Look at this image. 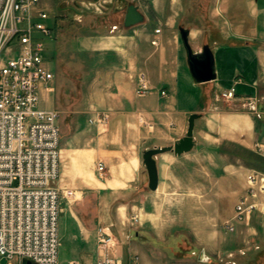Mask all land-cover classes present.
<instances>
[{
    "label": "crops",
    "instance_id": "obj_1",
    "mask_svg": "<svg viewBox=\"0 0 264 264\" xmlns=\"http://www.w3.org/2000/svg\"><path fill=\"white\" fill-rule=\"evenodd\" d=\"M187 1L41 0L47 13H56L55 38L62 43L51 56L54 70L47 61L54 79L42 89L40 106L56 110L44 100L55 90L62 94L75 74L81 88L80 116L71 138L61 137L55 183L60 191L79 196L74 203L61 200L60 232L68 240L70 255L66 264L97 263L100 228L116 239L113 253L118 264H166V247L182 245L187 233L196 257L199 252L217 253L236 264V253H219L227 241L216 233L215 220L223 222L235 213L248 189L250 171L264 173V156L256 150L264 146V0H203L208 6L205 14L198 10L197 0ZM132 4L139 7L145 23L125 27L126 8ZM94 13L104 14L98 23ZM188 17L193 24L186 28L192 49L201 52L207 45L215 61L217 77L197 83L199 94L180 31L173 30L175 22ZM140 74L151 86L143 96L136 93ZM230 89H235V98L221 99L220 94ZM193 113L201 114L195 121V152L160 154L158 188L150 190L144 151L174 145L186 134ZM200 144L207 158L219 156L218 151L228 146L241 153L234 160L228 159V152L219 156L227 161L221 174L207 175L213 185L205 193L183 192V163L199 161ZM188 177L197 179L191 173ZM229 198L233 203L227 210ZM237 227L239 264H264V215L256 212Z\"/></svg>",
    "mask_w": 264,
    "mask_h": 264
},
{
    "label": "built area",
    "instance_id": "obj_2",
    "mask_svg": "<svg viewBox=\"0 0 264 264\" xmlns=\"http://www.w3.org/2000/svg\"><path fill=\"white\" fill-rule=\"evenodd\" d=\"M40 3L0 0V261L6 264H58L61 200L76 196L55 186L61 159L58 112L40 106L42 89L54 79L45 57V40L54 30ZM150 91L147 77L140 74L137 95ZM235 94L230 89L222 97ZM256 150L264 156L263 145ZM246 180L248 189L235 207L238 222L256 212L264 215V173L250 171ZM226 228L234 230L230 223ZM116 245L100 228L96 264H118Z\"/></svg>",
    "mask_w": 264,
    "mask_h": 264
},
{
    "label": "rangeland",
    "instance_id": "obj_3",
    "mask_svg": "<svg viewBox=\"0 0 264 264\" xmlns=\"http://www.w3.org/2000/svg\"><path fill=\"white\" fill-rule=\"evenodd\" d=\"M187 1V0H186ZM218 1V0H217ZM188 2V1H187ZM189 3V2H188ZM197 3L199 4V6L197 7L199 11H202L204 14L206 13V10L208 8V6L205 5V2H203V0H197ZM204 4V5H203ZM187 7V6H186ZM218 8V7H217ZM49 9V8H48ZM146 13L150 16V12L149 10H146ZM49 13V20H47V24L50 25L51 27H53L54 32H52V36L49 38H47L45 40L46 43V51H45V56L47 57V61L50 62V64H52L53 66V70H54V63L55 61L52 59V55L55 53L56 51V45L61 42L62 40L60 39H56L55 38V28H57L56 26H54V21L57 20L58 18H56V13L54 10H48ZM104 14H97L94 13V22H99L98 20L100 19V17H103ZM185 19V20H184ZM184 19H179L177 22H175V25L173 27V30L175 32V34H179V26L185 27V28H190V26H192L193 24L190 22V19L188 17V20L186 18ZM72 23V22H71ZM145 23V19L142 23L137 24L135 26L138 25H143ZM150 24H153V26H156V23H152L150 22ZM81 32V31H80ZM70 40V38H69ZM62 43V42H61ZM187 63V60H186ZM187 65V64H186ZM185 67V66H184ZM80 87L78 86V75L75 74L73 76V78L71 77L70 80H67L66 86L63 87V93H58L55 90V95L50 98L49 100L46 99L44 100V104H50L52 107H54L57 111H58V126L60 129V146L62 145V138L63 137L65 140L70 139L71 136L74 134L75 130H76V126H77V122L80 116V114L77 112L78 111V99H79V95H80ZM194 91L195 93L200 92V86L196 83L194 84ZM239 91H243L240 87H239ZM50 95V94H49ZM220 98L223 100H226L222 97V93L220 94ZM69 101V103H68ZM72 103H75L73 105V108H71ZM63 108L65 109L64 112L60 111ZM196 144V143H195ZM195 147V146H194ZM199 153V161L195 164V162H191L189 160H185L183 163V167H182V171L181 173L183 174V182H182V188L181 191H192V190H196V192H204L208 189V186L213 185V182L207 180V175H209L210 173H215V174H221L222 172V166L224 163H226L227 159H224L222 156L219 157L221 154H223L224 152H228L230 154L229 158L230 160H234L236 157L239 156V153H241V151L239 150V148L234 147V146H228L226 147L224 150H220L219 152V156L215 157V158H207L206 157V149H202V144L197 146ZM194 149V148H193ZM191 150L188 153H192L193 151L195 152V150ZM204 153V156H203ZM186 154V153H185ZM184 155V154H182ZM159 156V155H158ZM155 159H157V157ZM181 156V155H180ZM213 169L215 171H213ZM188 173L192 174L193 176H197V179L195 177H192V180L188 177ZM216 183V182H215ZM143 188V187H142ZM145 188V187H144ZM205 193V192H204ZM205 195V194H204ZM79 196L77 195L76 198L74 199H66L69 203H74L75 201H77L79 198ZM125 202L126 199H121ZM233 203V200L229 198V200H227L226 202V209L228 210L229 205ZM119 204H123V203H119ZM237 205V204H236ZM63 203L61 204V212H60V216L62 214L63 211ZM234 214H232V216L228 217L227 219L223 220V222H216L215 220V231L216 233H222L227 241V245H225L221 251H219V253H223L225 250V252H234L236 253L234 260H236V264H239L238 262V257H237V250L239 248V244H238V240H239V227H237V223H240L238 221L234 220ZM125 222L127 221L126 219L124 220ZM232 224L233 227L235 228V230L233 232H229L227 233V229H226V225L227 224ZM185 228V226H183ZM188 239L184 240L182 245H168L166 247V264H199V263H203V264H232V262H230V259H224L222 257H218L217 253L216 254H206L205 252H199V256L196 257V255L194 254V251H196L195 247L191 246L190 242H189V233L186 234ZM59 238H60V246H59V250H58V264H66V261L68 258H70L69 255V244H68V240L65 238L62 239L61 236V232H60V219H59ZM97 251H98V247H97ZM193 251V253H192ZM200 251V250H199ZM217 252V251H216ZM114 254V253H113ZM204 254V255H203ZM115 255V254H114ZM98 257H99V251H98ZM197 258V259H196Z\"/></svg>",
    "mask_w": 264,
    "mask_h": 264
},
{
    "label": "water",
    "instance_id": "obj_4",
    "mask_svg": "<svg viewBox=\"0 0 264 264\" xmlns=\"http://www.w3.org/2000/svg\"><path fill=\"white\" fill-rule=\"evenodd\" d=\"M144 15L136 5H129L126 8L124 17V26L133 27L144 21ZM182 44L187 55V63L193 80L196 83H207L216 79L215 61L210 48L206 45L201 52H194L189 42V30L183 27L179 28ZM201 117L199 113H193L188 119V128L184 137L179 139L174 145L155 147L148 149L143 153V164L148 174V188L152 191L158 188V169L156 164V156L173 152L175 155L190 152L194 146V128L195 121ZM0 264H6V260L2 259Z\"/></svg>",
    "mask_w": 264,
    "mask_h": 264
}]
</instances>
